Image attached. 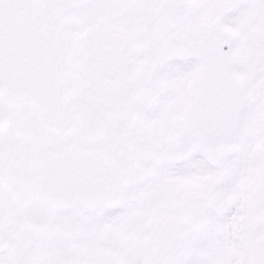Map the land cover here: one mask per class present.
Masks as SVG:
<instances>
[{
    "label": "snow or ice",
    "instance_id": "snow-or-ice-1",
    "mask_svg": "<svg viewBox=\"0 0 264 264\" xmlns=\"http://www.w3.org/2000/svg\"><path fill=\"white\" fill-rule=\"evenodd\" d=\"M0 264H264V0H0Z\"/></svg>",
    "mask_w": 264,
    "mask_h": 264
}]
</instances>
